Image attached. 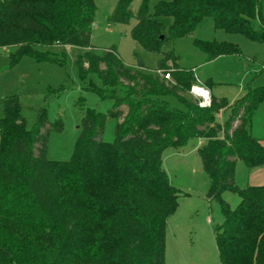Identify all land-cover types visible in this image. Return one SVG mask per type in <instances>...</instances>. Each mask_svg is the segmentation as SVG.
Instances as JSON below:
<instances>
[{
  "label": "trees",
  "instance_id": "obj_1",
  "mask_svg": "<svg viewBox=\"0 0 264 264\" xmlns=\"http://www.w3.org/2000/svg\"><path fill=\"white\" fill-rule=\"evenodd\" d=\"M134 1L117 0L109 22L134 19L131 36L160 56L157 67H128L115 47L101 57L87 51L76 58L83 81L95 75L101 82L86 89L113 105L107 113L86 111L70 160L47 157L50 133L63 131L61 119L51 123L43 107L29 130L20 95L1 100L0 264H166L167 222L181 192L163 156L194 139L204 141L197 151L210 180L208 198L225 219L215 229L221 264H264V185L241 189L235 181L239 162L264 167V144L251 134L264 86L232 104L212 97L210 107H200L187 96L198 80L173 50L208 19L216 29L264 43V2L141 0L134 12ZM95 15V0H0V47L15 49L9 69L27 56L56 62L38 48L90 49ZM196 44L209 61L240 55L229 43ZM166 96L187 110L170 107ZM221 112L228 113L224 122ZM108 118L117 120L112 143L102 138ZM228 192L240 198L235 208L223 199Z\"/></svg>",
  "mask_w": 264,
  "mask_h": 264
},
{
  "label": "rangeland",
  "instance_id": "obj_2",
  "mask_svg": "<svg viewBox=\"0 0 264 264\" xmlns=\"http://www.w3.org/2000/svg\"><path fill=\"white\" fill-rule=\"evenodd\" d=\"M140 3L141 0L133 2L134 12ZM116 4L117 0H95L96 15L90 49L63 45L38 48L43 55L56 62H37L27 56L11 70L9 58L15 49L0 47V102L3 97L19 94L22 115L29 130L36 125L43 107L51 123L60 119L63 121V131L51 132L49 136L47 157L52 161L70 160L80 135L82 119L88 109L107 113L113 105L112 100H100L96 93L86 89L91 82L97 86H101V82L95 75H90L86 81L79 77L76 65L78 56L93 51L101 57L115 47L120 59L128 67H135L139 63L146 70L157 67L160 56L145 51L131 36L136 24L134 19L123 25L109 22ZM262 7L264 19V3ZM196 40L232 44L239 48L240 55L221 56L209 61ZM173 50L179 66L194 72L198 87L206 89L204 83L211 80L214 84L209 90L212 95L225 97L231 104L244 97L250 89L264 86V43L216 29L211 19L198 26L193 35L177 39L173 43ZM187 96L199 105L201 99L193 93ZM80 98H84V103ZM165 101L172 108L187 110L173 96H166ZM124 110H127L126 107ZM227 116L225 113L218 118L224 122ZM3 117L0 104V121ZM252 123V136H264V101L254 111ZM116 124V119H107L102 136L104 142H114ZM199 143L198 139L191 140L185 148L168 149L163 156L164 169L172 185L181 192L178 210L167 222L166 264H221L215 229L225 219L220 204L208 198L210 180L196 150ZM249 170L242 162L236 167L235 181L241 189L248 185ZM223 199L232 208L240 202L236 194L229 192L223 195Z\"/></svg>",
  "mask_w": 264,
  "mask_h": 264
},
{
  "label": "crops",
  "instance_id": "obj_3",
  "mask_svg": "<svg viewBox=\"0 0 264 264\" xmlns=\"http://www.w3.org/2000/svg\"><path fill=\"white\" fill-rule=\"evenodd\" d=\"M3 49H8V48H3ZM216 60V59H215ZM9 61H10V58H9ZM22 61V60H21ZM214 61V60H213ZM18 66V65H17ZM16 66V67H17ZM15 67V68H16ZM206 82H211L212 84H213V82L211 81V80H208V81H206ZM205 82V83H206ZM205 83H204V85H205ZM214 85V84H213ZM206 89L207 90H210V88L209 87H207L206 86ZM210 92V94H211V96L212 97H216V96H213L212 95V93H211V91H209ZM4 98V97H3ZM2 98V99H3ZM216 98H218V99H221L220 97H216ZM222 98H225V97H222ZM1 99V100H2ZM227 99V98H226ZM240 99V98H239ZM228 100V99H227ZM238 100V99H237ZM229 101V100H228ZM225 113H227V112H221L220 114H219V116L220 117H222L223 115H225ZM228 114V113H227ZM252 126H253V123H252ZM251 130H252V128H251ZM252 134V133H251ZM257 138V140H259L261 143H263L264 144V136H262V137H255V139ZM261 138H263V139H261ZM199 141H200V143H199V145H201L204 141L203 140H201V139H199ZM199 145L198 146H196V150L198 149V147H199ZM238 165V164H237ZM261 185H264V167L263 168H257V169H250L249 170V181H248V185L247 186H261ZM246 186V187H247Z\"/></svg>",
  "mask_w": 264,
  "mask_h": 264
},
{
  "label": "built area",
  "instance_id": "obj_4",
  "mask_svg": "<svg viewBox=\"0 0 264 264\" xmlns=\"http://www.w3.org/2000/svg\"><path fill=\"white\" fill-rule=\"evenodd\" d=\"M197 87L198 86H194L193 88H192V90H191V93H193V95H195L196 97H198L199 99H201V100H199V106L200 107H203V108H206V107H210L211 106V94H210V92H209V90H207V89H205V88H202V87H198V88H200V89H204V90H206V92L208 93V98H201V97H199L198 95H197V93H196V91H195V89H197Z\"/></svg>",
  "mask_w": 264,
  "mask_h": 264
},
{
  "label": "bare ground",
  "instance_id": "obj_5",
  "mask_svg": "<svg viewBox=\"0 0 264 264\" xmlns=\"http://www.w3.org/2000/svg\"><path fill=\"white\" fill-rule=\"evenodd\" d=\"M197 95L201 98H208V93L206 92V90L204 89H200L197 87V89H195Z\"/></svg>",
  "mask_w": 264,
  "mask_h": 264
},
{
  "label": "water",
  "instance_id": "obj_6",
  "mask_svg": "<svg viewBox=\"0 0 264 264\" xmlns=\"http://www.w3.org/2000/svg\"><path fill=\"white\" fill-rule=\"evenodd\" d=\"M162 39H163V37H162Z\"/></svg>",
  "mask_w": 264,
  "mask_h": 264
}]
</instances>
